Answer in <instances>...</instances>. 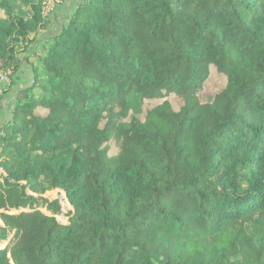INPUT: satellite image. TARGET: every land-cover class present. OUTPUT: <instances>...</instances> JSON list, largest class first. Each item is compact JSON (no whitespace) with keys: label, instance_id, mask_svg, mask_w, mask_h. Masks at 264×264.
<instances>
[{"label":"trees","instance_id":"16d2710c","mask_svg":"<svg viewBox=\"0 0 264 264\" xmlns=\"http://www.w3.org/2000/svg\"><path fill=\"white\" fill-rule=\"evenodd\" d=\"M44 1L0 0V74H35L0 125V264H264V0H82L23 58Z\"/></svg>","mask_w":264,"mask_h":264},{"label":"rangeland","instance_id":"374dc122","mask_svg":"<svg viewBox=\"0 0 264 264\" xmlns=\"http://www.w3.org/2000/svg\"><path fill=\"white\" fill-rule=\"evenodd\" d=\"M81 1L82 0H52L48 5V7L50 8L47 11V13L49 14L46 17L50 20L49 27L39 32V34L33 40L30 39L29 42L25 43L24 49H26V51L23 52L22 57H28L36 53L43 54L45 47L50 42V38L58 34L61 28L64 25L68 24L76 8V4ZM10 3L11 5H13L15 13H18L20 10H25V6L23 5L22 0H10ZM4 19H6V15L4 11L0 10V20ZM34 77L35 74L33 73L32 67L29 61H26L22 63V65L16 70V72L12 71V74L9 75L8 78H6V80L0 84V90L3 93L0 110L2 109L3 105L10 100L8 102L9 109L3 110V113H5L6 117H10L12 114V110L16 104V93L21 89L33 85ZM226 83L227 80L225 76L212 74L209 82L206 84L207 89L202 95V101H213L214 96L226 87ZM172 101L174 102V106L176 109H178L182 105L181 100H179L175 96L172 97ZM158 104V101L146 103L144 107H142L139 111V119L143 121L145 118V111L155 107ZM114 151L115 150L113 149L111 153L113 154ZM46 196H49L51 200L62 197L58 192H49L46 194ZM65 204H67L66 201Z\"/></svg>","mask_w":264,"mask_h":264},{"label":"built area","instance_id":"2783aa9c","mask_svg":"<svg viewBox=\"0 0 264 264\" xmlns=\"http://www.w3.org/2000/svg\"><path fill=\"white\" fill-rule=\"evenodd\" d=\"M52 0H45L44 3H43V9H42V14L44 17H47V15L49 13H47V11L49 10L50 7H48L49 3L51 2ZM12 74V70H9L8 72H4V73H1L0 74V84L2 82H4L6 80V78H8L9 75ZM2 96H3V93L2 91L0 90V105H1V102H2Z\"/></svg>","mask_w":264,"mask_h":264},{"label":"crops","instance_id":"0c3cea01","mask_svg":"<svg viewBox=\"0 0 264 264\" xmlns=\"http://www.w3.org/2000/svg\"><path fill=\"white\" fill-rule=\"evenodd\" d=\"M9 101H7L3 105L2 109L0 110V125H2L9 118V117H6L5 113H3L4 112L3 110H8L9 109V103H8Z\"/></svg>","mask_w":264,"mask_h":264}]
</instances>
